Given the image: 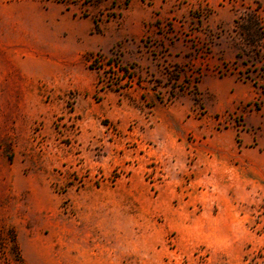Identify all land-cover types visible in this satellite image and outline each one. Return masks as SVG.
<instances>
[{
    "label": "rangeland",
    "instance_id": "374dc122",
    "mask_svg": "<svg viewBox=\"0 0 264 264\" xmlns=\"http://www.w3.org/2000/svg\"><path fill=\"white\" fill-rule=\"evenodd\" d=\"M0 264H264V0H0Z\"/></svg>",
    "mask_w": 264,
    "mask_h": 264
},
{
    "label": "crops",
    "instance_id": "0c3cea01",
    "mask_svg": "<svg viewBox=\"0 0 264 264\" xmlns=\"http://www.w3.org/2000/svg\"><path fill=\"white\" fill-rule=\"evenodd\" d=\"M81 51V48L78 46V45H71V46H68L66 48V53L67 55H69V59L68 60H72L74 59L78 53Z\"/></svg>",
    "mask_w": 264,
    "mask_h": 264
}]
</instances>
